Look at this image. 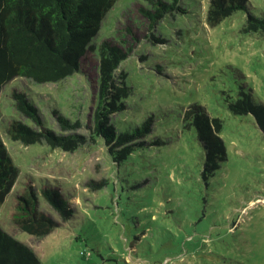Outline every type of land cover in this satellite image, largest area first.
<instances>
[{
  "label": "rangeland",
  "instance_id": "1",
  "mask_svg": "<svg viewBox=\"0 0 264 264\" xmlns=\"http://www.w3.org/2000/svg\"><path fill=\"white\" fill-rule=\"evenodd\" d=\"M154 1L117 0L95 37L131 49L116 70L131 93L109 124L123 132L151 118L148 133L135 135L146 143L122 162L95 133L94 50L61 81L17 77L1 90L0 133L19 174L0 207V226L31 246L40 264H264V132L253 114L229 109L243 85L264 102V34L242 30L245 10L208 24L209 0H180L183 10L153 20ZM248 10L264 17V0H250ZM16 91L32 101L42 123L16 108ZM195 102L223 121L228 159L207 178L197 130L183 119ZM15 119L75 134L78 142L66 148L12 140L7 126ZM45 187L66 199L71 217L54 208ZM32 190L39 209L58 222L43 237L14 220Z\"/></svg>",
  "mask_w": 264,
  "mask_h": 264
},
{
  "label": "trees",
  "instance_id": "2",
  "mask_svg": "<svg viewBox=\"0 0 264 264\" xmlns=\"http://www.w3.org/2000/svg\"><path fill=\"white\" fill-rule=\"evenodd\" d=\"M250 0H209L206 20L215 26L236 11H247L242 30L247 33L264 34V17L251 13ZM117 0H0V95L3 86L17 77H25L35 83L61 81L80 71L82 58L88 50L99 56V100L95 115V133L104 138L108 152L116 162H122L138 146L146 143L136 139L148 133L151 118L132 130L118 132L109 124V114L124 108V100L131 89L125 80L116 75L130 52L122 46L104 39L95 42L102 22ZM180 0H156L155 12L150 16L156 20L167 11L181 9ZM96 43V44H95ZM129 50V52H128ZM243 85L239 96L229 102V109L235 114H253L259 128L264 132V102L253 94V89ZM16 108L25 112L35 122L42 123V116L24 92H14ZM2 111L0 110V122ZM67 121V119L62 118ZM185 125L194 126L198 139L204 148L203 176H213L228 159L227 147L222 138L223 121L211 116L200 103H191L184 111ZM78 122V121H77ZM12 140L24 144L42 143L70 147L78 138L72 135H56L49 126L42 130L27 122L13 120L7 126ZM116 144L121 148H116ZM75 148V147H73ZM18 167L14 163L8 147L0 133V207L11 192L18 177ZM51 204L64 217H71L73 209L58 192L45 187ZM32 190L31 195H23L15 222L22 231L43 237L53 231L58 222L39 209ZM0 264H40L35 250L25 242L0 226Z\"/></svg>",
  "mask_w": 264,
  "mask_h": 264
}]
</instances>
